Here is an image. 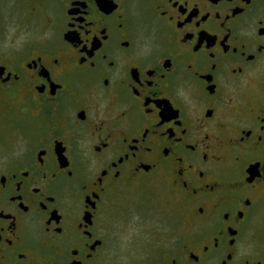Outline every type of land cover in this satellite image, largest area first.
Segmentation results:
<instances>
[{
  "label": "flooded vegetation",
  "instance_id": "flooded-vegetation-1",
  "mask_svg": "<svg viewBox=\"0 0 264 264\" xmlns=\"http://www.w3.org/2000/svg\"><path fill=\"white\" fill-rule=\"evenodd\" d=\"M262 215L264 0H0V264H264Z\"/></svg>",
  "mask_w": 264,
  "mask_h": 264
},
{
  "label": "rangeland",
  "instance_id": "rangeland-1",
  "mask_svg": "<svg viewBox=\"0 0 264 264\" xmlns=\"http://www.w3.org/2000/svg\"><path fill=\"white\" fill-rule=\"evenodd\" d=\"M258 221H259V226L261 225V224H264V217H263V215L260 217V218H258ZM257 221V222H258Z\"/></svg>",
  "mask_w": 264,
  "mask_h": 264
}]
</instances>
